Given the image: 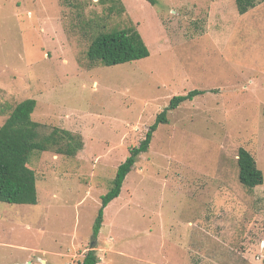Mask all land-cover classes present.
I'll use <instances>...</instances> for the list:
<instances>
[{"label":"rangeland","instance_id":"1","mask_svg":"<svg viewBox=\"0 0 264 264\" xmlns=\"http://www.w3.org/2000/svg\"><path fill=\"white\" fill-rule=\"evenodd\" d=\"M136 27L150 54L104 65L100 31ZM168 113L104 210L118 165ZM27 98L75 156L35 152L37 204L0 201V264H264V183L238 177L240 147L264 173V0H0V126Z\"/></svg>","mask_w":264,"mask_h":264},{"label":"trees","instance_id":"2","mask_svg":"<svg viewBox=\"0 0 264 264\" xmlns=\"http://www.w3.org/2000/svg\"><path fill=\"white\" fill-rule=\"evenodd\" d=\"M154 3V0H149ZM257 0H236L240 13L254 7ZM149 47L140 31L134 27L114 28L97 33L87 50L91 62L104 65H116L148 57ZM206 92L193 89L186 94L171 98L167 105L149 127L139 145L131 147L129 155L122 161L115 173L110 189L102 195L101 207L94 223L93 235L97 236L104 222V210L117 198L127 175L132 171L139 156L149 150L155 131L162 123H168V113L179 107L184 101L192 100ZM37 100L27 98L17 103L5 122L0 126V201L18 204H37V175L29 166L35 152L54 151L58 154L75 156L84 148V140L71 130L47 127L33 119ZM239 181L248 189L264 183V173L258 167L255 157L244 147H240L237 156ZM100 257L94 249L88 250L80 264H98Z\"/></svg>","mask_w":264,"mask_h":264}]
</instances>
